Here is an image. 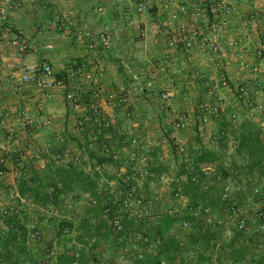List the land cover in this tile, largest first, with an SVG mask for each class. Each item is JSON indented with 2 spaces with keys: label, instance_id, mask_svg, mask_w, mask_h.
Segmentation results:
<instances>
[{
  "label": "crops",
  "instance_id": "0c3cea01",
  "mask_svg": "<svg viewBox=\"0 0 264 264\" xmlns=\"http://www.w3.org/2000/svg\"><path fill=\"white\" fill-rule=\"evenodd\" d=\"M0 2L3 5L19 3L18 7L8 13V25L12 35H2L0 32V116L5 120V127L0 130V146L7 151L16 152V141H10L12 138L8 139V136L10 133H19L28 139L26 144L32 143L31 148L25 145L21 152L22 164H27L33 156L39 154L40 162L37 165L41 176L47 177L48 181H62L67 188L59 200V213L72 227L67 240L57 244L53 226H49L46 220L40 224L45 240L55 243L63 251L73 247L78 238L100 222L103 199L97 197L95 189L99 182L108 189H113L112 184L119 182V175L127 168L126 154L132 142L166 137L171 121L170 119L168 122L167 117L173 115L170 114L171 110L164 109L158 96L145 88L152 71L159 72L155 89L159 93L170 94V108L187 109L188 106H193L192 119H195L193 123L197 131L194 137L190 136L189 128L186 132V138L189 134L186 139L188 151L191 152L196 145H200L204 150L217 154L222 151L220 154L225 155L228 142L224 141V147L219 141L216 142L219 132L226 133L224 139L238 142L244 136L242 129L248 124H255L245 117V112L240 110L238 105L231 102L226 108V113L237 112L241 116L240 124L232 127L224 117L220 120L213 119L215 133L210 135L208 141H204V127L200 128L197 122L195 108L197 102L206 99L208 88L217 89L218 93L223 91L214 70L215 66L219 68L222 59L213 62L199 51L196 44L186 53L181 44L174 42L178 27L190 24L189 19L178 12L176 5L165 8L164 0H146L149 10L140 16L135 13L134 4L130 0ZM231 3L235 14L226 27L221 46L227 57L233 59L239 50L229 47V42L235 41L251 50L253 40L261 37L258 33L264 27V19L261 18L252 29H236V17H245L264 10V0H231ZM128 21H132L134 26H129ZM104 30L112 34L106 48L101 47L99 40V34ZM85 32L90 33V39L93 41H90ZM12 36L29 46H34L36 51L19 53L17 47L10 42ZM91 42L97 44L95 53L89 47ZM90 62L93 65H90ZM29 65L50 66L54 79L62 81L64 86L43 94L32 84H20V77ZM159 65H163V72L158 70ZM94 91L97 92L96 97L93 95ZM66 92H73L81 101L80 112L74 111L65 103ZM120 95L125 98V103L120 102ZM94 107L99 108L103 118L111 123V129L106 132L104 141L113 150L118 151L120 161L99 165L97 163L102 156L92 153L93 159L89 165H70L69 168H64L55 164L57 155L65 151L69 155L82 151L85 138L74 135L72 129L76 120L85 114H91ZM24 111H28L30 115L31 120L28 122L22 118ZM186 118L190 127L191 119ZM59 138L62 142L58 141ZM2 153L4 151L0 149V155ZM158 155L164 159L163 165L165 164L167 171L163 173L170 179V189L180 187L183 192L184 186L189 183L182 180L186 170L184 174H180V165L174 168L169 166L173 156L172 150L165 148L159 151ZM96 166H100V170H95ZM5 170L8 177L0 182V187L4 188L6 194L16 192L20 173L27 170L10 161L7 162ZM64 177H67V180ZM151 180L149 179L150 183L144 190L147 197H155L154 192L161 187L155 181L151 183ZM162 190L161 188V194L164 195ZM202 194L205 197L203 203L194 202L189 196H185L196 204L209 207L215 216H219L217 195ZM164 196L165 199L156 198L154 201L156 215L163 213L167 207L170 194L165 193ZM90 198L98 199L95 207L88 206ZM179 244L180 241L177 245ZM173 249L175 247L167 249L164 253L168 263L187 264L184 259L173 255ZM245 250L248 254L252 252L250 249ZM36 254L41 252L37 251ZM154 256L156 255L144 253L143 261L149 264ZM255 256L264 264V254L256 253ZM227 258L229 259V256L223 258L218 255L217 261L224 264ZM239 262H244V259ZM207 263L209 259L205 261L199 254L197 264Z\"/></svg>",
  "mask_w": 264,
  "mask_h": 264
},
{
  "label": "built area",
  "instance_id": "2783aa9c",
  "mask_svg": "<svg viewBox=\"0 0 264 264\" xmlns=\"http://www.w3.org/2000/svg\"><path fill=\"white\" fill-rule=\"evenodd\" d=\"M134 4L137 15H143L149 10L146 0H130ZM164 7L176 5L178 12L189 19L190 24L180 25L175 32L174 42L182 45L183 50L189 53L197 45L201 53L206 54L213 62L222 59L219 68L215 66V73L220 88L224 91L213 93V88H208L205 101L199 102L195 108L197 122L200 128L209 125L211 119L224 120L232 127L240 124L241 116L237 112L226 113L229 103L233 102L245 112V117L257 124L260 129V137L264 139V27L260 30L261 37L253 40V47L249 50L244 45H238L235 41L229 42V47L238 49L239 52L233 59L227 57L222 49L221 41L224 38L227 25L234 16L235 11L231 0H164ZM19 3L14 5H3L0 2V32L2 35H12L8 25V13ZM264 19V10L248 16H237L235 20L236 29L248 30L257 25V21ZM128 25L133 27L132 21ZM89 39V32L84 33ZM6 37V36H5ZM112 39V34L104 30L99 34L101 47L106 48ZM90 41H93L90 39ZM17 47L19 53L34 52L36 48L19 41L15 36L10 40ZM90 49L95 53L97 44L91 42ZM90 65H93L90 62ZM158 70L163 72V65ZM103 72H100V76ZM159 72L152 71L148 77L145 88L151 90V94L159 97L166 110H171V121L166 137L160 139H149L133 141L129 147L126 159V170L119 175V182L113 183V189L103 187V183L97 184L95 193L98 198L103 199L102 213L99 220L104 223V230L110 239L114 241L118 250L116 264H143L144 253L156 255L164 240L161 236H152L143 233L137 227L146 221H153L158 215L154 212V201L162 199L170 194L167 199V207L163 214L176 220L173 229L185 234H197L205 231L217 233V239L209 249L207 256L209 263L219 264L217 255L226 258L231 250L250 249L252 252L246 255L244 262L239 264H261L256 253L264 254V176L248 171V161L235 159L232 155L238 147V142L225 139L228 149L225 155L210 164L195 165L189 155L186 132L189 122L184 114L176 113L169 108L170 94L155 89V83ZM20 84L34 85L43 94L52 91L56 87H63L62 81H56L50 66L36 67L29 65L20 77ZM93 95L96 97L97 92ZM64 101L74 111L82 110L79 101L73 92H66ZM120 102L126 100L120 95ZM22 118L28 122L31 120L28 111L22 113ZM5 120L0 116V130L4 129ZM111 123L103 118L99 108H92L91 115L85 114L76 120L72 129L74 135L86 136L89 148L100 147L102 154L110 156L115 164L118 162L119 153L107 144L101 142L105 138L103 131L108 130ZM126 128V127H125ZM204 129V128H203ZM11 133L8 139L11 138ZM224 131L219 132L216 137L225 138ZM165 148L172 150L170 167L185 165L184 182H191L197 186L201 193L216 194L219 202V216H215L209 207H204L190 201L182 192L181 188L170 189L169 177L161 173L154 176L152 167H158L164 159L159 157V151ZM4 151L0 155V180L6 176L5 166L12 158L15 162L23 160L21 154L11 153L0 146ZM203 148L196 145L193 150L196 155ZM40 159V155H35ZM60 164L89 165L90 159L85 151L69 155L64 152L56 158ZM96 166L95 170H100ZM158 183L160 189L154 192L155 197H147L144 194L146 186ZM155 181V182H154ZM61 188V185H58ZM161 188L164 195L161 194ZM169 190V191H168ZM17 197L15 192L7 195V206L4 213L13 211L10 205ZM165 199V198H164ZM26 206L31 207V202L21 200ZM97 198H90L88 206L95 207ZM57 215V211H52ZM132 223L126 227L125 222ZM28 245L37 243L41 254L36 259V264H55L57 258L63 251L55 243L47 242L44 234L34 224L28 225ZM172 229V230H173ZM64 235L69 236V229L63 230ZM174 236V232H171ZM188 240V238H187ZM71 264H107L109 260L108 246L93 236H82L78 242L73 243ZM177 258L184 259L187 264H197V252L185 242H180L175 247ZM84 257L86 259H84ZM158 264H169L167 260L160 259ZM224 264H235L231 259H226ZM238 264V263H237Z\"/></svg>",
  "mask_w": 264,
  "mask_h": 264
},
{
  "label": "trees",
  "instance_id": "16d2710c",
  "mask_svg": "<svg viewBox=\"0 0 264 264\" xmlns=\"http://www.w3.org/2000/svg\"><path fill=\"white\" fill-rule=\"evenodd\" d=\"M110 129L111 128L103 131V133L106 134ZM242 132L244 133V136L240 138V141L238 140V147L232 156L235 159L240 158L241 160H247L248 171L252 173L255 172L259 176H264V139L260 137V129L258 125L248 124L242 129ZM84 138L85 143L83 144L82 151H85L88 154L90 160L93 159L92 153H98L102 158L98 160L97 164H114L110 156L102 154L99 146L92 149L89 148V143L85 135ZM58 141L62 142L60 138ZM100 141L105 143L104 139ZM218 141L221 146H225V139L223 137L219 138ZM59 152L58 154H60ZM221 152L222 151H220V153ZM220 153L217 154L210 150L202 149L200 150V154L196 155L194 150L191 152L189 151V155L192 157V161L195 165L210 164L224 155L223 153ZM54 160L55 164H59L64 168L70 167V165L65 166L60 164L57 159ZM119 161L120 155L118 162ZM39 162L40 159L36 160L35 156H33L31 161L25 165L22 164L23 160L20 162L14 161L16 165L25 168L27 172L20 173L19 184L17 185L15 192L17 197L10 204L12 205L13 211L11 213H4L5 208L0 211V264H36V259L40 255L36 253L37 251L40 253L41 250L37 243L28 245L29 224H34L37 229H40V224L42 221L44 222L46 220L47 224L54 228V236L57 240V244L67 240V235H64L63 233L64 229L72 231L71 225L63 219V215L59 213L61 205L59 200L63 193L67 191V188L62 184V181H48L47 177L41 176L37 165ZM184 170L185 165H180L179 173L184 174ZM150 171L152 175L158 176L161 173L166 172L167 168L165 164L163 165V163H160L158 167H152ZM64 178L67 180V177ZM58 185H61L60 189L58 188ZM183 192L184 195L189 196L194 202L203 203L205 198L204 195L200 193L198 187L191 182L184 186ZM8 194L9 193L6 194V197ZM23 199L30 201L31 207L22 203L21 200ZM53 210L57 211L56 216L51 214ZM102 223L100 221L95 226H91L90 230H88L83 236H89L92 234L98 239V241L105 243L109 248L108 253L111 256V259L107 264H116L115 259L118 255V250L115 248L114 241L109 238L108 233L104 230L105 227ZM125 224L126 227L132 226V223L128 221H126ZM175 224L176 220L161 213L158 214L155 220L142 222L139 227H137V229L143 233L146 232L152 236H161L164 240L163 245L158 250L156 256L150 259L149 264H158L160 259L166 260L164 253H166L167 249H172V247L174 248L178 244V241L171 235V230L174 228ZM80 238L76 241H79ZM187 238L188 246L196 249L197 258L200 254V256L206 261L209 259L207 256L208 249L218 237L216 232L205 231L197 234H190ZM230 247L229 259L235 264L243 260L248 254L245 248L236 249L233 246ZM73 251L74 248L72 246L69 247L57 258L55 264H71ZM173 255H175V249H173ZM218 260L220 261L219 258ZM143 264H146V261H143Z\"/></svg>",
  "mask_w": 264,
  "mask_h": 264
},
{
  "label": "rangeland",
  "instance_id": "374dc122",
  "mask_svg": "<svg viewBox=\"0 0 264 264\" xmlns=\"http://www.w3.org/2000/svg\"><path fill=\"white\" fill-rule=\"evenodd\" d=\"M217 92V89H214L213 90V93H216ZM202 101V100H201ZM205 101V100H204ZM197 101L195 100V103H196ZM199 102H197V104H198ZM201 103V102H200ZM170 104V103H169ZM171 104H172V102H171ZM171 106H169V108H170ZM193 107V106H192ZM192 107H187V109L185 108V109H183V108H177V107H174L173 109L172 108H170V109H172V111H180L179 113L180 114H183L184 113V115L186 116V117H188V119H191V126L189 127V134H190V136L191 137H194V133L197 131V128L196 129H194L195 128V126H194V123H193V120H195L194 118L192 119V117H193V108ZM170 119H171V116L168 118L167 117V121L169 122L170 121ZM163 124L165 125V121L163 122ZM22 127V126H21ZM215 125L213 124V119H211L210 120V123H209V125L208 126H206V127H204V129L202 130L203 131V134L205 135V139H204V141H208V139H210V135L212 134V136H213V134L215 133ZM22 130V129H21ZM189 134H187V139H188V137H189ZM12 136H11V140L10 141H16V147H15V149H17L16 150V152H12L11 151V153H15V154H21L22 155V150H24L25 148H24V146L25 145H28L30 148L32 147V143H28V144H26V142L28 141V139H25L23 136H21L19 133H12L11 134ZM215 141V140H214ZM218 141V140H217ZM216 141V142H217ZM9 145H11V143L9 144ZM14 145V144H13ZM26 147V146H25ZM23 156V155H22ZM10 162H13L14 163V160L11 158L10 160H9ZM175 173V172H174ZM176 173H177V171H176ZM7 177H8V172H6V176L3 178V179H1L0 180V182L2 181V180H4V179H7ZM4 190V188L2 187H0V211H2V210H4V208L7 206V197H6V193H5V191H3ZM8 193H10V192H8ZM171 232H174V236L173 237H176V239L178 240V241H180V242H187L188 240H187V236L185 235V234H183V233H181V232H179V230H177L176 228L175 229H173V231H171ZM50 243H51V241H49ZM108 255H109V260L111 259V256H110V254L108 253ZM109 260H108V262H109Z\"/></svg>",
  "mask_w": 264,
  "mask_h": 264
}]
</instances>
